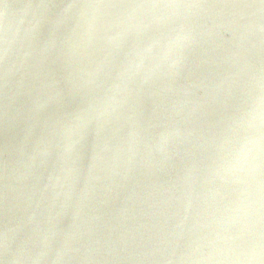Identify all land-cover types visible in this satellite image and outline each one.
<instances>
[{
    "label": "water",
    "instance_id": "obj_1",
    "mask_svg": "<svg viewBox=\"0 0 264 264\" xmlns=\"http://www.w3.org/2000/svg\"><path fill=\"white\" fill-rule=\"evenodd\" d=\"M261 100L264 0H0V264H264Z\"/></svg>",
    "mask_w": 264,
    "mask_h": 264
},
{
    "label": "clouds",
    "instance_id": "obj_2",
    "mask_svg": "<svg viewBox=\"0 0 264 264\" xmlns=\"http://www.w3.org/2000/svg\"><path fill=\"white\" fill-rule=\"evenodd\" d=\"M187 36L178 37L176 40V44L178 46H182L184 43L188 41ZM174 63H176L174 61ZM255 120L259 123H264V100L260 101V109L255 114ZM264 150V143H262L259 139H253L248 141L240 151L238 152L237 156L233 160V162L228 166V171H239L241 170L244 165L248 163L250 158L252 157L254 152H258Z\"/></svg>",
    "mask_w": 264,
    "mask_h": 264
}]
</instances>
